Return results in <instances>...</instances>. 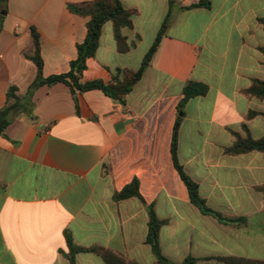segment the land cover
<instances>
[{"label": "crops", "instance_id": "obj_1", "mask_svg": "<svg viewBox=\"0 0 264 264\" xmlns=\"http://www.w3.org/2000/svg\"><path fill=\"white\" fill-rule=\"evenodd\" d=\"M92 0H8L0 32V110L10 86L24 96L37 75L27 56L35 52L30 29L41 35L45 77L65 73L87 36L89 18L70 4ZM134 12L118 50L112 22L102 30L96 55L82 81L109 82L116 69L137 70L156 38L159 48L126 105L92 90L72 95L57 84L39 88L33 118L14 110L0 136V264H70L66 233L85 248L101 247L127 264H158L146 243L149 213L138 198L113 196L134 177L147 204L166 224L162 254L182 263L225 264L235 257L264 262V152L228 155L225 148L248 128L264 137V100L246 93L264 81V0H120ZM170 14V18L164 25ZM210 60L216 59L214 70ZM201 69V70H200ZM189 80L209 92L185 106L178 157L199 184L209 207L229 218L223 224L194 206L173 166V127ZM250 111L258 115L248 118ZM76 264H106L93 252Z\"/></svg>", "mask_w": 264, "mask_h": 264}, {"label": "trees", "instance_id": "obj_2", "mask_svg": "<svg viewBox=\"0 0 264 264\" xmlns=\"http://www.w3.org/2000/svg\"><path fill=\"white\" fill-rule=\"evenodd\" d=\"M7 1L8 0H0V11L5 10ZM174 1L175 0H170L171 6ZM200 7L210 8L211 3L209 1L202 0L190 7H185V9ZM69 9L77 15L89 18L87 23V36L84 42L78 44L77 46L76 59L70 63V69L67 72L45 77L43 75L44 61L41 55V35L35 27H31L30 33L35 52L32 56L27 57L36 65L37 75L30 84L26 94L22 97L17 95L18 88L16 86L9 87L7 92V104L0 110V136L7 137L6 130L12 123L13 119L8 120L6 117L11 109L15 110L16 115L24 113L34 119L33 96L35 92L41 87H52L57 84H64L69 87L72 95L75 98L78 94L92 90H101L108 97L119 101L122 105H126L128 95L133 91L135 85L141 80L144 72L150 66L159 48L162 34L156 38L152 47L146 53L139 69H116L112 73V79L109 82H105L101 79L83 82L82 77L84 71L87 69V60L96 55L100 45L102 30L107 22H112L113 24V34L117 42L119 52L126 53L135 45L134 43H128L127 38L122 33L123 29L132 28L134 12L125 8L120 0L86 1L77 4H70ZM169 18L170 14L165 20V26ZM3 20L4 16L0 15V32L3 28ZM259 21L264 25V18L259 19ZM260 49L264 54V45ZM208 92L209 86L205 83L189 80L185 84L183 89V97L181 98L177 107L179 115L176 118L171 139L170 152L173 166L187 189L190 202L203 214L212 216L223 224L243 222L245 221L244 218H229L209 207L206 200L200 194L199 184L187 174L183 165L179 161V129L185 114V106L190 99L199 96H205ZM246 93L251 97L264 100V81L258 79L254 80L252 86L246 90ZM256 115H258L257 112L250 111L248 118H253ZM242 127L246 131L247 135L244 137L237 132H233L236 137V141L233 143V145L225 148V153L228 155H240L252 151L264 152V137L260 139H254L249 133L247 126L243 124ZM261 190L264 192V188ZM134 197L140 199L143 204L147 206L149 213V223L146 243L151 246L152 252L157 259V263L195 264L198 259L191 256L187 257L182 263L171 262L163 256L160 246V232L162 227L166 224V221L158 218L154 204H147L145 201L140 192V180L137 177H134L128 184H126L113 196L115 201H121ZM66 241L69 248V253L66 254V257L70 264H76V255L78 253L85 252L99 254L106 264H127L125 259L119 257L109 250H105L104 248H85L78 246L75 244L72 236L69 233H66ZM218 259L225 264H264V262L260 261L235 257H224Z\"/></svg>", "mask_w": 264, "mask_h": 264}, {"label": "rangeland", "instance_id": "obj_3", "mask_svg": "<svg viewBox=\"0 0 264 264\" xmlns=\"http://www.w3.org/2000/svg\"><path fill=\"white\" fill-rule=\"evenodd\" d=\"M204 64L210 65L211 67H213L214 70H217L218 63H217L216 59L210 60V63H208V62L206 63V58H205Z\"/></svg>", "mask_w": 264, "mask_h": 264}, {"label": "water", "instance_id": "obj_4", "mask_svg": "<svg viewBox=\"0 0 264 264\" xmlns=\"http://www.w3.org/2000/svg\"><path fill=\"white\" fill-rule=\"evenodd\" d=\"M13 115H14V110L11 109V110L9 111V113L7 114V117H6V118H7L8 120H12Z\"/></svg>", "mask_w": 264, "mask_h": 264}]
</instances>
